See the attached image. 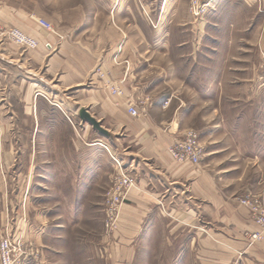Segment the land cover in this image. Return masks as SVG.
<instances>
[{"label": "rangeland", "instance_id": "obj_1", "mask_svg": "<svg viewBox=\"0 0 264 264\" xmlns=\"http://www.w3.org/2000/svg\"><path fill=\"white\" fill-rule=\"evenodd\" d=\"M95 1L106 6L104 9L114 4L112 0H0V245L4 238L12 242L11 264H199L198 250L186 247L190 238L179 240V232L171 233L175 241L171 246L166 245L168 229L176 227V223L178 229L180 224L169 209L177 204L175 200L159 201L156 216L142 218L145 232L130 245V250H125L122 247L124 222H133L139 217H123L126 200L111 210L106 195L117 176L115 159L124 163L135 181L129 192L137 188V174L122 152L116 151L111 132L103 135L81 117L82 109L89 113L90 110L74 104L73 92L69 95L70 104L68 100L61 104L63 94L37 87L34 102H25V88L20 81L33 77L31 70L35 66L29 54L60 52L63 43L70 39L71 35L62 29L75 22V7L88 2L95 5ZM124 1L138 8L136 13L145 36L136 43L139 52H199L200 19L204 20L214 10L220 11L217 20L225 26L233 19L229 13L233 10L223 0H212L210 8L201 16L193 13V0ZM19 11L27 12V18L37 23L36 34L29 30L28 20H23L27 21L25 26L9 23L7 14ZM234 13L237 21H240L239 15L242 20L248 18L238 14L237 9ZM107 16L114 23L110 11ZM42 20L50 22L52 27H44ZM151 29L159 35L148 41L146 37L152 36ZM117 52H122V45ZM261 53L262 64L264 52ZM188 59L190 68L192 57ZM125 62L128 66V61ZM96 72L105 75L100 68ZM178 75L195 87L186 97L192 105L185 106L187 112L180 124L185 126V131L194 129L200 136L204 156L199 172L206 175L205 181L228 197L251 192L264 201V92L261 104L223 106V117L230 116V119L205 121L199 115V73L188 71ZM235 76L239 82L238 74H224L225 79ZM260 80L263 83L261 77ZM167 82L164 92L171 91L169 80ZM106 85L110 89L115 87L110 82ZM145 113L146 109L142 114ZM101 124L104 128L109 125ZM86 128L91 129V135ZM76 141L85 145L100 143L107 157L85 179L83 170L77 169L76 174L81 176L78 175L77 183L73 184L69 183V170H53L52 162L57 164L58 160L64 165L63 156L78 155ZM37 157L44 162V169L37 167ZM57 172L62 176L60 184H57ZM87 186L91 191L84 194L83 188ZM202 203L199 200V208ZM203 220L206 218L199 215V226ZM148 225L156 228L158 237L153 241L154 246L149 245ZM181 226V230L192 229L189 225ZM241 253L237 252L239 257ZM0 264H3L1 257ZM233 264L242 262L236 258Z\"/></svg>", "mask_w": 264, "mask_h": 264}, {"label": "crops", "instance_id": "obj_2", "mask_svg": "<svg viewBox=\"0 0 264 264\" xmlns=\"http://www.w3.org/2000/svg\"><path fill=\"white\" fill-rule=\"evenodd\" d=\"M113 2L106 9L97 1L95 5L88 2L76 6L75 22L62 29L72 37L69 35L70 39L63 43L60 52L29 54L35 66L31 70L33 77L20 81L25 88V102H34L37 87L54 90L63 94L61 104L65 100L70 104L73 100L74 104L88 108L98 121L110 125H106V129L115 140L116 151L122 152L137 174V188L128 194L123 217L139 218L124 222L122 247L125 250H130V245L135 244L143 231L142 218L153 216L159 209V201L175 200L177 204L169 209L180 224L178 229L177 223L176 227L168 229L166 245H173L175 240L171 236L179 232V240L190 238L186 247L198 250L199 264H233L236 258L242 264H264V243L247 249L246 233L257 230L258 226L249 210L239 204L237 197L241 194L233 198L223 195L205 181L206 175L199 172V165L181 164L168 154L169 147L184 136L185 126L180 122L185 119V106L192 105L186 97L195 89L178 74L199 73V115L205 121L230 119V116L223 117V106L262 103L264 81L260 80L258 68L261 52H264V0H223L233 10L229 11L233 19L225 26L217 20L219 10L210 11L204 20L200 19L199 52H139L136 43L145 36L137 17V6L124 0ZM236 9L238 14L248 18L242 20L239 15L240 21L235 20ZM109 11L114 23L107 16ZM7 15L9 23L25 26L27 21L23 20H28L31 33L38 32L37 23L27 18V12ZM150 32L152 36L146 37L148 41L159 35L152 29ZM121 45L122 52H117ZM98 68L105 75L97 73ZM225 73L238 74L241 80L237 82L236 76L225 79ZM167 80L170 92H164ZM107 82L121 88L123 93H113ZM70 92L74 94L72 100H69ZM130 105L145 108L146 113L132 116L128 111ZM86 132L92 134L89 128ZM76 143L78 155L63 156L64 165L58 160L57 164L52 162L53 170H69V183L73 184L80 175L76 174L77 169L83 170L85 179L107 157L106 150L98 142ZM37 159V167L44 169V162ZM57 175V184H60L62 176L59 172ZM83 189L84 194L91 191L88 186ZM199 200L204 202L200 208ZM199 215L206 218L201 226ZM182 224L192 229L184 227L181 230ZM146 234L149 245L154 246L153 241L158 237L156 228L148 225ZM240 251L243 255L239 257L237 252Z\"/></svg>", "mask_w": 264, "mask_h": 264}, {"label": "built area", "instance_id": "obj_3", "mask_svg": "<svg viewBox=\"0 0 264 264\" xmlns=\"http://www.w3.org/2000/svg\"><path fill=\"white\" fill-rule=\"evenodd\" d=\"M212 0H193L192 11L195 16H201L210 8L209 4ZM41 24L46 28H51L52 24L47 20H42ZM260 77L264 80V62L259 68ZM111 91L115 94H122L123 90L119 87H112ZM145 108L139 109L134 105L129 106V113L132 116L139 117ZM170 156L181 164H190L197 166L203 159L204 152L200 141L199 134L194 129H187L184 136L177 139L168 149ZM116 160L117 176L115 177L114 185L107 191L106 199L111 206V210L116 209V206L127 199L128 192L135 181L131 174L127 172V168L120 160ZM239 204L246 207L252 220L258 226L255 231L246 233L248 248L253 247L258 242H264V201L258 195L251 192L238 198ZM242 254V253H241ZM0 257L3 264H11L13 260L12 242L4 238L0 245Z\"/></svg>", "mask_w": 264, "mask_h": 264}, {"label": "water", "instance_id": "obj_4", "mask_svg": "<svg viewBox=\"0 0 264 264\" xmlns=\"http://www.w3.org/2000/svg\"><path fill=\"white\" fill-rule=\"evenodd\" d=\"M81 117L91 123L97 130L100 131L103 135H109V131L104 128L100 121H98L94 116H92L87 110L82 109L80 111Z\"/></svg>", "mask_w": 264, "mask_h": 264}]
</instances>
